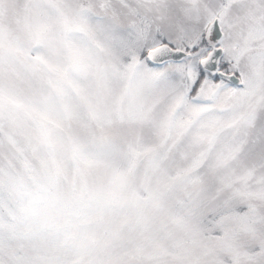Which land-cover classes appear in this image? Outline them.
Here are the masks:
<instances>
[{
  "label": "snow or ice",
  "instance_id": "6c2138e0",
  "mask_svg": "<svg viewBox=\"0 0 264 264\" xmlns=\"http://www.w3.org/2000/svg\"><path fill=\"white\" fill-rule=\"evenodd\" d=\"M0 264H264V0H0Z\"/></svg>",
  "mask_w": 264,
  "mask_h": 264
}]
</instances>
